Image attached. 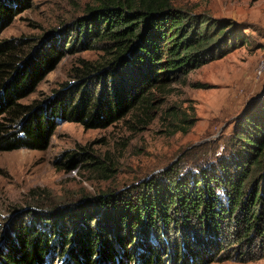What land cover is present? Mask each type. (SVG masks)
<instances>
[{"label":"rangeland","instance_id":"rangeland-1","mask_svg":"<svg viewBox=\"0 0 264 264\" xmlns=\"http://www.w3.org/2000/svg\"><path fill=\"white\" fill-rule=\"evenodd\" d=\"M10 1L5 0L13 5L14 15L0 20V41L17 42L22 57L36 46L43 49L56 45L62 49L59 60L21 102L45 106L67 97L78 81L75 67L82 64V59L107 56L101 48L81 46L79 40L78 47H71L75 44L78 22L90 7L104 0H19L17 4ZM171 1L179 9L232 19L245 41L225 56L154 90L148 110L135 107L107 125L52 117L45 147L0 149V245L15 234L14 229L30 224L32 232L50 242L74 232L71 241H59L57 249L50 247L52 251L44 264H76L68 257L71 245L87 243L94 235L99 237L98 250L105 238L114 244L117 255L121 250V258H125L121 240L126 242L132 234L128 229L118 231L119 222L114 224L115 219L108 216L110 206L100 204L99 197L107 193L135 197L168 169H210L229 154L235 124L246 111L259 107L258 102L264 97V75H255L257 63L264 55V0ZM183 115L194 119L186 131L179 126L185 125L181 122ZM77 152L83 155L71 157ZM90 156L107 165L108 171L95 167ZM82 215L87 216L85 219L94 218L91 225L96 227L95 232L84 228ZM188 229L187 226L184 232ZM149 230L144 231V240L139 231L133 232L135 252L128 253L124 264H145L140 256L146 253V242L158 251L161 264H264L261 241L249 246L227 231L221 236L210 235L205 237L212 240L206 252L202 249L194 260L187 254V262H183L182 249L187 241L192 245L199 243L197 247L204 243L196 236L185 239V234L173 228L172 223L171 228L165 229L167 241L160 242L162 235L154 228ZM63 246L66 251L62 254ZM97 256L96 253L93 259Z\"/></svg>","mask_w":264,"mask_h":264},{"label":"trees","instance_id":"trees-1","mask_svg":"<svg viewBox=\"0 0 264 264\" xmlns=\"http://www.w3.org/2000/svg\"><path fill=\"white\" fill-rule=\"evenodd\" d=\"M18 1L14 0V4ZM12 6L0 0V20L14 15ZM76 33L71 47H78L79 40L81 46L101 48L107 56L82 59V64L75 67L78 81L71 93L45 106L25 104L21 99L35 89L45 72L59 60L62 49L56 45L43 49L36 46L22 57L17 42L0 41V149L45 147L52 117L107 125L135 107L148 110L154 90L225 56L245 41L232 19L179 9L171 0H104L88 9V14L78 22ZM258 105L235 124L229 154L212 168L182 172L180 167H174L151 180L135 197L115 193L99 197L100 204L110 206V219H115V225L119 222L118 231L128 229L132 234V238L126 242L122 238L120 242L123 257L135 252L133 232L139 231L144 240V231L154 228L163 242L169 240L165 229L171 228V223L185 234V239L196 236L204 243L197 247L199 243L194 246L184 242L187 246L183 245V262H187V254L194 260L197 253L206 252L212 240L205 237L221 236L225 231L241 243L252 246L261 241L264 247V97ZM193 121V117L183 115L181 122L185 125L179 126L186 131ZM82 155L77 152L71 157ZM90 158L99 170L108 171L102 161ZM82 216L84 228H96L91 225L94 218ZM187 226L190 229L184 232ZM14 231L0 245V264H44L51 248L57 249L59 241H71V233L74 234L71 231L67 233L69 238L62 234V239L50 242L32 232L30 224ZM98 238L94 235L83 245L72 244L68 257L76 264H105L106 260L108 264H124L121 250L117 255L108 239L103 238L98 250ZM170 240L173 241L171 237ZM146 245L148 253L143 252L140 258L145 264H161L158 251L147 242ZM63 247L62 254L66 251ZM96 253L98 256L93 259ZM172 254L173 251L169 257Z\"/></svg>","mask_w":264,"mask_h":264},{"label":"built area","instance_id":"built-area-1","mask_svg":"<svg viewBox=\"0 0 264 264\" xmlns=\"http://www.w3.org/2000/svg\"><path fill=\"white\" fill-rule=\"evenodd\" d=\"M256 77L260 78L264 75V55L259 59L255 68Z\"/></svg>","mask_w":264,"mask_h":264}]
</instances>
